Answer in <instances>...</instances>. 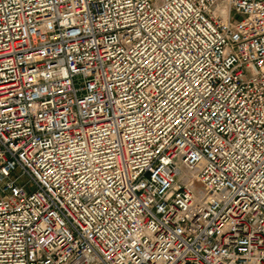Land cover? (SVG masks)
<instances>
[{
	"label": "built area",
	"instance_id": "1",
	"mask_svg": "<svg viewBox=\"0 0 264 264\" xmlns=\"http://www.w3.org/2000/svg\"><path fill=\"white\" fill-rule=\"evenodd\" d=\"M0 264H264V0H0Z\"/></svg>",
	"mask_w": 264,
	"mask_h": 264
}]
</instances>
